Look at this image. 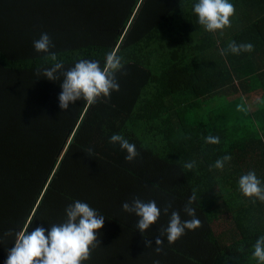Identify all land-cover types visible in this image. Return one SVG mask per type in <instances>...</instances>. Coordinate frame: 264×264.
Segmentation results:
<instances>
[{
    "label": "trees",
    "instance_id": "obj_1",
    "mask_svg": "<svg viewBox=\"0 0 264 264\" xmlns=\"http://www.w3.org/2000/svg\"><path fill=\"white\" fill-rule=\"evenodd\" d=\"M230 2V24L207 32L194 0H0V264L7 230L59 223L73 199L105 216L84 264H256L264 202L237 181L252 170L264 184V0ZM41 32L66 68L120 54L119 91L60 109V81L37 76L50 66L32 47ZM230 41L253 48L221 55ZM113 133L136 145L133 161L108 142ZM225 154L223 169L210 167ZM193 192L200 226L172 244L160 237L157 253L171 211L191 219ZM133 197L171 204L169 213L142 235L121 208Z\"/></svg>",
    "mask_w": 264,
    "mask_h": 264
},
{
    "label": "clouds",
    "instance_id": "obj_2",
    "mask_svg": "<svg viewBox=\"0 0 264 264\" xmlns=\"http://www.w3.org/2000/svg\"><path fill=\"white\" fill-rule=\"evenodd\" d=\"M192 12L197 17V22L207 32L222 30L230 24L229 17L234 13V6L230 0H194ZM52 41L47 32H41L38 39L32 41L33 50L36 53L46 55L50 66L38 68L37 76L44 77L49 81H60L61 91L58 94V106L60 109H68L70 104L83 101L88 105L107 100L112 92L119 91L120 84L116 74L121 72L124 65L122 56L108 51L103 61L97 59L81 58L75 60L71 66L65 67L63 59L50 52ZM253 48L251 43L237 44L230 41L226 49H221L220 54L226 51L239 54L242 51L250 52ZM258 105H264V98H256ZM238 108L241 106L238 105ZM206 143H219L218 136L208 135ZM108 142L118 145L125 152L124 159L133 161L139 153L136 145L119 133H113L108 137ZM91 153V149H88ZM231 159L225 154L217 158L213 165L215 169H223L225 162ZM195 161L185 163L184 167L191 169ZM240 193L252 202L256 200L264 202V184L257 178L254 171L249 170L241 174L237 181ZM196 200L195 192L187 198L183 212L191 219L182 220L179 212L172 210L168 216V222L160 230L155 238L157 253L161 251L163 240L168 244L174 243L186 230H195L200 226V219L196 216V209L192 207ZM171 204L158 207L155 200L144 201L138 197L122 202L124 212L137 217L135 228L143 235L146 230L157 221L161 212L169 213ZM105 216L101 215L96 208L88 202L73 199L64 209V217L59 223H51L47 228L43 226L31 227L19 231L9 229L3 235H12V247L7 249V255L3 264H84L88 260L90 250L97 244L98 230L101 229ZM150 246V242L145 241ZM251 257L256 264H264V234L259 235L252 245ZM153 264H159L154 260Z\"/></svg>",
    "mask_w": 264,
    "mask_h": 264
},
{
    "label": "bare ground",
    "instance_id": "obj_3",
    "mask_svg": "<svg viewBox=\"0 0 264 264\" xmlns=\"http://www.w3.org/2000/svg\"><path fill=\"white\" fill-rule=\"evenodd\" d=\"M224 124V123H223ZM225 124H226V121H225Z\"/></svg>",
    "mask_w": 264,
    "mask_h": 264
}]
</instances>
